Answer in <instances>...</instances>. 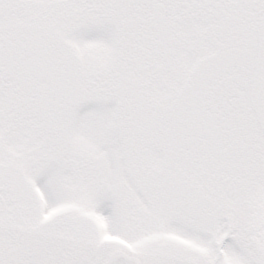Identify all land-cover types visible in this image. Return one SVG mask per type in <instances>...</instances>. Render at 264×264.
<instances>
[{"label": "snow or ice", "instance_id": "1", "mask_svg": "<svg viewBox=\"0 0 264 264\" xmlns=\"http://www.w3.org/2000/svg\"><path fill=\"white\" fill-rule=\"evenodd\" d=\"M0 264H264V0H0Z\"/></svg>", "mask_w": 264, "mask_h": 264}]
</instances>
